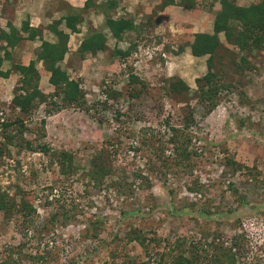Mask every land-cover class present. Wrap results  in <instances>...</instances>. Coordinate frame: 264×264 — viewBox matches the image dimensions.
<instances>
[{
    "label": "rangeland",
    "instance_id": "374dc122",
    "mask_svg": "<svg viewBox=\"0 0 264 264\" xmlns=\"http://www.w3.org/2000/svg\"><path fill=\"white\" fill-rule=\"evenodd\" d=\"M175 26L171 22L161 29L167 49L159 50L146 36L128 58L102 55L81 64L73 52L61 66L78 80L85 103L49 114L39 105L31 110L30 123L28 112L10 104L18 75L12 70L0 77V143L2 123L17 117L29 126L22 138L36 142L43 118L41 140L50 149L28 151L13 141L0 153V192L15 202L25 196L32 210L25 218L0 211V259L3 254L16 261L47 244L63 246L58 259L47 264H114L121 258L110 261V254L124 245L131 260L170 264L178 249L171 256L172 247L164 243L173 246L179 239L183 256L192 247L201 256L195 264H209L213 244L230 239L226 246L235 242L234 264H264V40L260 48L240 53L247 64L239 68L237 49L217 34L230 54L220 52L221 61L215 56L213 70L229 86L220 89L206 112L194 81L206 73L207 55L171 59L178 47L168 46V40H190L187 28L178 33ZM17 49H11L1 70L16 61ZM129 73L138 79L129 83ZM171 77L180 78L188 90L171 93L165 80ZM190 110L185 131L193 155L180 167L167 139L170 127H180ZM9 133L17 134L14 125ZM58 150L71 154L69 172L61 173L52 155ZM101 159L109 161L111 171L92 180L86 173ZM192 180L201 185L198 191L186 188ZM130 230L140 233L143 246L125 242ZM91 232L94 238L88 237ZM19 264L34 263L22 257Z\"/></svg>",
    "mask_w": 264,
    "mask_h": 264
},
{
    "label": "trees",
    "instance_id": "16d2710c",
    "mask_svg": "<svg viewBox=\"0 0 264 264\" xmlns=\"http://www.w3.org/2000/svg\"><path fill=\"white\" fill-rule=\"evenodd\" d=\"M175 0H158L159 8H163L167 5L174 4ZM178 3L185 8L197 10L196 0H178ZM219 9L213 16L212 20V33L196 32L192 34V38L186 41H175L177 44V51L174 54L183 51L184 47H187L189 54L194 57H200L207 55L205 59L206 73L201 77L195 78V84L197 85L196 97L198 102L203 104L205 111H210L215 105V99L222 88H226L229 85L227 83L222 84L220 80L215 78L216 73L213 70V58L217 56L220 60V52H229L228 48L223 45L217 37V34L221 33L226 44L235 47L238 51V58L241 64H247V59L243 54H240L242 51L250 52L256 48H260L264 40V0H257V2H252L247 6H240L234 3V0H218ZM112 4H114L112 2ZM105 23L111 29V32L118 39L121 38L123 30L133 29V24L130 20L118 18L116 20L111 19L110 16H105ZM52 28L55 31V34L58 36V40L54 43H49L44 40L40 41L39 49L37 51L36 60L41 59L45 69L49 72L47 77V82L53 86L52 94H44L37 87V82L39 75L37 70L34 67V61L29 60L26 65L22 64H11L10 68L1 70L0 68V77L6 78L10 71L14 70L17 72L18 77L15 86V92L11 99V107H18L20 113L28 112L30 118L27 119L28 123L31 121L30 112L32 109L37 108L39 105H44V113H54L59 111L62 108L68 106H81L83 102V94L79 87V82L76 78L70 77L66 70L59 66V62L62 61L63 55L66 51L65 40L66 36L60 31L55 30L56 22L53 25H50L49 28ZM6 30H0V67L4 60L10 58L11 49L21 40L27 39L32 40L35 36H39V30L31 29L27 22H22L20 30L24 33L25 36H21L18 31L11 25V23L6 22ZM73 29V27H72ZM103 38L99 34H92L85 40H83L78 48L81 53L85 49H89L94 53L95 49H101ZM131 47H128L124 50H114V53L120 56L121 58H128L130 55ZM232 61V60H231ZM219 78V77H218ZM138 78L129 73L128 82L133 83ZM166 87L171 93L177 95L181 94L183 91L188 90L187 85L178 77L166 78ZM164 80V81H165ZM114 94V93H112ZM137 93H130L131 97H135ZM59 98V101L56 99ZM191 110L189 114L182 118L180 127H170L171 133L167 141L172 144L173 155H174V165L180 167H185L186 162L193 152L189 149L191 137L185 127L191 122ZM26 121V119H24ZM21 117H17L13 120H6L2 123L3 130V142L0 143V153L4 152L5 146L11 144L13 141L17 143L19 148H24L28 151H38L41 153L48 152L49 146L42 141L44 134L43 129V118L40 119L39 138L35 142L34 138H22L21 134L29 129V126ZM11 125H14L13 136L9 133ZM141 141H143L141 139ZM6 151V150H5ZM56 158V162L61 168V173L69 172L71 170V154L64 150H58L52 153ZM109 158V155H107ZM161 166H165L164 160H161ZM227 163H232L228 161ZM110 163L108 160H97L93 161L92 167L89 172L86 173L90 179L95 180V178L102 179L105 175L110 172ZM201 185L196 181L192 180L189 186H186L188 191H198ZM30 200L25 196L20 198L18 202H15L13 198H8L5 193L0 192V211L7 214L10 211L23 215V218L27 217L31 213ZM124 213V211H121ZM54 218V216L52 217ZM46 227V226H44ZM205 234H207L205 232ZM86 235V234H85ZM88 237L94 238L95 233L91 232L87 234ZM125 242L128 240H136L138 244H143V237L140 236V233L135 230H130V232L125 234ZM116 239V238H114ZM112 238V241H114ZM111 241V242H112ZM118 241H121L118 238ZM182 240H175L173 246H170L167 242L164 243L167 247H172L171 251L167 254L172 256V251L175 248L178 249L176 254L171 258L170 264H195L201 260V256L194 248H189V256H183ZM214 241V239L212 240ZM219 242L218 244H213L211 247V257L207 260L209 264H234L235 257L234 252H232V247L235 245V242L232 240V243L228 246L226 244ZM124 246V245H123ZM121 246V250H116L115 254H110V261H113L117 258H121L119 263L114 262V264H148L145 261L137 262L131 260L129 256L126 255L124 247ZM63 246H60L57 249H54V246L44 245V248L41 250L38 247L35 248L33 254L20 255L18 260L14 261L9 256L1 255L0 264H19V261L22 257L28 259L30 262L36 264L37 262H42V264H47L48 261L57 260L59 252L63 249ZM11 249V247H10ZM54 249V251H53ZM9 250V249H8ZM16 253L17 250H15ZM16 257V256H15ZM125 257V258H124ZM162 257V256H161ZM160 257V261H161ZM200 257V258H199ZM125 260V261H124ZM158 264H161L159 262Z\"/></svg>",
    "mask_w": 264,
    "mask_h": 264
},
{
    "label": "crops",
    "instance_id": "0c3cea01",
    "mask_svg": "<svg viewBox=\"0 0 264 264\" xmlns=\"http://www.w3.org/2000/svg\"><path fill=\"white\" fill-rule=\"evenodd\" d=\"M207 1L196 0L198 8L194 10L183 7L178 3V0L163 8H159L157 5L158 0H0V10L3 14L0 13V30H6V22L11 23L21 36H25L20 30L22 22H27L31 29L38 28L39 36H35L32 40L21 39L12 49L19 47L16 55H13L16 60L15 64L26 65L29 60L34 61V67L39 75L37 87L42 92L43 86L46 85L47 89L52 90L53 86L47 82L49 72L45 69L41 59L36 60V55L41 40L49 43L58 40V36L52 30L53 26L49 28L55 22V30L66 36V51L62 61L58 63L62 67L73 52L81 59V64L95 56L103 55L105 57L108 55L114 59L118 57L114 50H124L128 47L132 49L140 42L139 39L144 40L142 37L146 36L149 37L150 42L153 40L156 42L155 46H158L159 50L167 49L165 39L161 38L164 33L161 29L163 26L164 28L170 27L171 22L177 26L175 28L178 33L187 28L190 39L196 32L210 34L212 33L213 16L219 9V3L218 0ZM245 1L248 2L245 3ZM245 1L242 2L243 4H237L234 0V3L247 6L255 2L254 0ZM105 16H110L114 20L118 18L130 20L134 27L130 30H123L121 38L118 39L106 25ZM198 22L201 24L200 30L197 29ZM190 24H193V27ZM204 29L207 30L204 31ZM92 34L101 35L103 47L95 49L94 53L89 49L80 53L78 48L81 42ZM151 39L153 40L151 41ZM176 39H169L168 46L173 48L176 45L174 43ZM162 52L164 53V51ZM182 55L193 59L198 58L190 55L187 47H184L183 51L172 55L171 59L181 58ZM14 73L17 74V72Z\"/></svg>",
    "mask_w": 264,
    "mask_h": 264
},
{
    "label": "built area",
    "instance_id": "2783aa9c",
    "mask_svg": "<svg viewBox=\"0 0 264 264\" xmlns=\"http://www.w3.org/2000/svg\"><path fill=\"white\" fill-rule=\"evenodd\" d=\"M229 241H230V239H229L227 242H224V243L226 244V243H228ZM259 241L261 242L262 239H260ZM228 244H229V243H228ZM259 244H260V243H259ZM232 248H233V247H232ZM249 253H251L250 250H249Z\"/></svg>",
    "mask_w": 264,
    "mask_h": 264
}]
</instances>
